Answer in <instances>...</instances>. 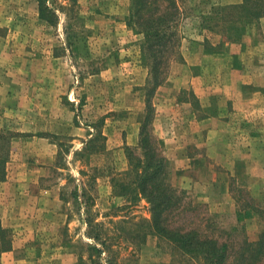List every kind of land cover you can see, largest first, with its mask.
I'll return each instance as SVG.
<instances>
[{"label": "rangeland", "instance_id": "rangeland-1", "mask_svg": "<svg viewBox=\"0 0 264 264\" xmlns=\"http://www.w3.org/2000/svg\"><path fill=\"white\" fill-rule=\"evenodd\" d=\"M152 1L146 6L151 8ZM167 2L157 4L160 11L172 10ZM39 5L47 7L43 18ZM155 7L153 3L152 11ZM133 12L132 0H0V49L5 53L0 64L8 65L13 58L20 71L11 80L14 107L0 105V157L6 159L0 183L6 179L12 142L18 137L14 130L24 128L29 136L42 132L55 145L50 159L46 144L29 141L32 156L49 165L30 172L31 182L25 187L30 199L16 196L5 209L0 201V215L5 216L0 228L10 242V248L0 253V264H92L87 244L94 241L87 236L86 218L99 223L94 231L110 244L107 254L113 264H173L170 250L157 238L147 237L139 249L123 232L136 231L141 220L150 218L145 199L118 196L113 186L127 169L126 149L140 154L141 126L166 160L163 175L178 200L166 214L171 228L226 240L229 253L264 230V106L227 105L224 110L215 100L226 95L215 90L208 105L201 106L205 97L190 87L189 68L195 60L181 44L176 26L177 41L158 64L159 80L163 79L150 91L152 59L147 48L140 49L144 36L133 24L127 25ZM245 61L233 57L222 60L221 66L237 70ZM217 67L210 83H230L237 77L221 74ZM11 81L6 78L0 84ZM245 81L244 97L258 93L253 99L263 104L264 77L248 75ZM222 110L224 121L218 117ZM204 117L213 119L203 124L194 120ZM206 126L217 132L223 129L221 137H226L221 153L213 152L217 162L192 145L194 134L197 139L205 137ZM238 127L244 128L245 136L239 134L246 148L236 152L229 147L241 141ZM249 131L257 137L248 138ZM94 133L101 139L83 150ZM132 136L137 137L136 145H126ZM177 144L183 156L174 149ZM191 156L198 161L190 164ZM41 188L48 193L41 195ZM13 242L23 244L10 253Z\"/></svg>", "mask_w": 264, "mask_h": 264}, {"label": "crops", "instance_id": "crops-1", "mask_svg": "<svg viewBox=\"0 0 264 264\" xmlns=\"http://www.w3.org/2000/svg\"><path fill=\"white\" fill-rule=\"evenodd\" d=\"M175 1L177 15L180 16V18H177L175 24L178 32L180 33L179 37L182 41L180 42L183 46H185V49L189 51L190 56L195 60L189 68L191 80L190 87L196 95L205 97L204 101L200 100L201 106L208 105V97L211 92L220 91L221 95H226V99L221 98L215 100V105L218 106V108H224L225 110L227 105H230L233 108L258 107L259 105L263 107L264 103L262 104V102H258L253 99H258V93H254L252 98L244 97L241 86L246 83L245 76L259 75L260 77H264V15L258 16L254 19L232 18L231 21L224 20L227 19V17L233 16L231 13L233 11L230 12L224 8L238 7L242 5L244 0ZM183 27L189 28L187 33H184L181 29H179ZM211 28H219V30H212ZM230 28H237L238 34L236 33V35H233ZM2 42L3 40L0 38V43ZM211 46L213 47L211 48ZM10 55L14 56L13 54ZM233 57H236L239 60H248V62H239L238 67H236L238 68L237 70L232 67L231 69L221 66L222 60ZM3 59H5V53L2 49H0V61ZM11 60V62L7 60L8 65L0 64V81H6V78L11 81L13 80V77L20 72L18 65L13 61V58H11ZM214 62L216 63L215 70H213ZM218 64L221 67V74H231L232 76L236 75L237 77H232L230 83H210V77L214 74H218L216 71ZM145 73L147 75L148 70ZM12 86L14 87L13 81H11L8 85L0 84V105L10 109L14 107L15 103L12 96ZM10 90L11 93H8ZM156 93H158V89L156 90ZM173 101H175V99ZM223 113L224 111L222 110V112L218 114L221 121H224L226 118ZM241 117L242 115H240L239 119ZM212 119L213 118L211 117H204V119L201 120H194H196V123L198 124H203ZM240 123L245 124L242 119H240ZM242 124L240 125L241 127ZM19 125L24 126L23 120H20ZM6 127L8 128L7 125ZM206 128L208 129L206 130L205 137L202 136V138L197 139V134H194L195 140L192 142V145L200 148L208 158L210 157L217 162V159L213 157V152L214 150H219L221 153L223 150V143L226 145V141L224 139L226 137H221L223 129H220V131L217 132L211 130L209 126H206ZM243 129L238 127V130L236 131V133H238L237 138L241 139V141L238 142L239 144L235 146L230 145L229 147L232 150H236V152H238L237 150L241 148H246V145L243 142L244 138L241 136H245ZM14 131H18V137L14 138L12 142V155L9 158L10 161L7 166L6 179L0 183V187L3 189V193L0 192V201H2L1 205L3 204L2 209H5L6 206L8 208V204L12 203V200H14L16 196L21 195L30 199L31 192L25 189V187L31 182L29 179L30 172L45 169L47 168V165H49L46 162L37 161V158L32 156V150L29 149L30 146L28 145L29 141L32 139L39 141L42 145L46 144L45 146L48 147L49 152L52 153L50 155V159H52L51 157H53L52 155L55 153V145L53 143L49 144L47 142L48 140L43 137L48 136L47 134L42 135V132H34L29 136L28 133L30 132L27 133L24 128H17V130ZM239 131H241V135L239 134ZM215 133H217L220 138H217L218 136L214 138ZM253 133L249 131L248 138L250 137L251 139H254L255 136L257 137V134L254 135L255 133ZM171 137L174 139L175 136ZM168 138L170 137L168 136ZM213 138L216 140L214 141ZM129 142L130 144L136 145L137 137L132 136V140L128 142L126 140V145H128ZM250 144L251 142L249 145ZM250 148H248L247 151H251ZM174 149H178L181 156L184 155L180 144H177ZM224 152L227 153L225 149ZM197 158L198 157L191 156L188 157V161L191 164L197 162ZM46 193H48V189L45 190L41 188L40 194L46 195ZM5 202L7 205H5ZM0 219L4 223V214L0 215ZM20 243L21 242H13L9 252L11 253L19 245L23 244Z\"/></svg>", "mask_w": 264, "mask_h": 264}, {"label": "trees", "instance_id": "trees-1", "mask_svg": "<svg viewBox=\"0 0 264 264\" xmlns=\"http://www.w3.org/2000/svg\"><path fill=\"white\" fill-rule=\"evenodd\" d=\"M162 0H153L146 6L147 0H132L134 6L133 18L127 21V25L133 24L136 31L144 36V41L140 44L143 52L147 48L150 52L152 64L151 73V90L152 91L163 78L159 80L158 64L163 60L168 50L175 45V24L177 20V9L174 0L168 1L165 10L157 7ZM156 7L152 11V4ZM46 6L39 5L38 12L43 18ZM151 9V10H150ZM233 16L232 18L254 19L264 15V0H244L238 7H225ZM173 11V12H172ZM147 13V14H146ZM235 14V15H234ZM224 29V28H223ZM233 35L238 34L237 28H230ZM146 44V46H145ZM161 73V72H160ZM144 128H140L139 148L140 154L135 155L129 148L126 149L128 156V166L124 171L123 178L114 181V189L118 196L131 195V200L135 197H141L149 204L150 218L143 219L138 224L136 231L123 229L129 244L138 246L140 249L146 242L147 237L157 238L164 243L170 250L171 263L175 264H264V230H262L256 240H243L234 250H231L230 244L224 240L202 235L194 229L182 230L181 228H171L167 222L166 214L175 208L176 200L175 190L171 187L165 176L166 160L154 149V144L149 143L148 134L144 135ZM98 133L84 144L83 150H87L96 140H100ZM97 149V148H96ZM102 146L98 149L101 151ZM5 157H0V175L4 173ZM77 199L76 192H72ZM89 200L87 199V202ZM87 224V236L94 243L87 244L89 256L87 259L92 264H113L108 257L107 251L110 247L106 243V238H100L99 232L94 231V226L99 223H93L89 218L85 219ZM97 243L99 247H96ZM10 242L6 239V234L0 228V253L8 250ZM103 255V256H102Z\"/></svg>", "mask_w": 264, "mask_h": 264}]
</instances>
